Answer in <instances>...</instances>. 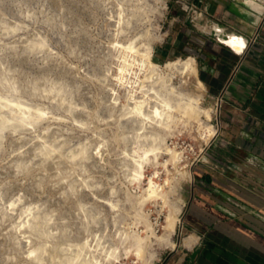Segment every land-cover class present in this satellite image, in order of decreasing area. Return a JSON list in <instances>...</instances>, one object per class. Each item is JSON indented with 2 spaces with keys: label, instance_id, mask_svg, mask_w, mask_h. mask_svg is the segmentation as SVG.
<instances>
[{
  "label": "rangeland",
  "instance_id": "obj_1",
  "mask_svg": "<svg viewBox=\"0 0 264 264\" xmlns=\"http://www.w3.org/2000/svg\"><path fill=\"white\" fill-rule=\"evenodd\" d=\"M185 4L0 0V264H69L82 255L96 264H135L134 255L108 257L114 246L124 251L135 242L127 228L137 196L127 176H136L140 125L129 108L180 113L199 100L195 81L167 68L193 58L198 69L170 18L192 15ZM182 22L183 15L175 24ZM149 54L159 72L148 69ZM200 102L204 110L215 107L208 94ZM223 140L187 155L193 182L177 183L171 195L181 220L200 179L229 172ZM179 142L196 148L189 136ZM221 163L224 172L216 168ZM154 171L149 165L147 175ZM149 210L163 234L167 212ZM182 232L173 235L180 250L194 233ZM171 249L156 245L147 254L150 264H165Z\"/></svg>",
  "mask_w": 264,
  "mask_h": 264
},
{
  "label": "crops",
  "instance_id": "obj_2",
  "mask_svg": "<svg viewBox=\"0 0 264 264\" xmlns=\"http://www.w3.org/2000/svg\"><path fill=\"white\" fill-rule=\"evenodd\" d=\"M176 1L191 5L192 15L170 18L183 51L195 52L208 98L219 104L231 165L228 173L200 179L177 227L198 240L171 249L165 264H264V13L245 0ZM181 15L184 22L175 24ZM229 36L247 41L243 53L220 42Z\"/></svg>",
  "mask_w": 264,
  "mask_h": 264
},
{
  "label": "bare ground",
  "instance_id": "obj_3",
  "mask_svg": "<svg viewBox=\"0 0 264 264\" xmlns=\"http://www.w3.org/2000/svg\"><path fill=\"white\" fill-rule=\"evenodd\" d=\"M245 2L254 9L264 12V6L259 4L257 0H245ZM204 30L208 29L204 28ZM215 30L221 32L218 27H215ZM233 37L236 36H229L228 40L224 41L228 44V41ZM243 41L247 46V41L245 39ZM245 49L246 47L239 53H243ZM148 63V69L151 72H159V64L155 62L153 54L148 55ZM167 68L168 70L174 69L173 73L175 75L176 73H185L187 79L194 80L195 91L199 100L188 103V107L182 108L180 113H177L178 108L177 111L176 109L174 111L156 107L154 111L145 112L130 105L128 115L130 118L137 119L140 125L136 131L137 145L134 148L135 155L133 159L136 165V176H127V180L133 188V194L137 196H135L137 204L134 208L138 209V212L133 215L134 221L127 228L135 242L125 246L124 251L119 250V246H114L113 250L108 252L109 258L118 259V257H122L130 259V255H134L135 264H150L147 254L149 250L155 249L156 245L169 243L172 249L177 247L173 235L177 231L178 224L181 223V217L179 210L172 204L171 195L177 183L184 185L193 181L192 159L187 155L191 153L194 156L198 152L203 153L204 146L210 143L217 132V128L212 121L219 110V104L214 108L202 109L200 100L207 95V89L199 78L196 61L193 58L180 60ZM174 78L175 76L172 79ZM202 116L205 119L204 121ZM152 129L157 130L160 135H153L150 132ZM164 131H167L166 134L161 133ZM185 135L196 142V148L188 147L185 144L181 145L179 141ZM123 153L127 154L128 150L124 149ZM149 165L154 166L155 171L147 175ZM150 207L155 208L159 215L167 212L163 234H159L160 232L157 229L161 226L159 220L151 218L153 211L149 210ZM113 210L116 211L115 208ZM121 233L126 234L127 231L121 230ZM197 240L198 236L192 233L183 239L182 245L188 248L193 247ZM33 255L34 252L29 257H33ZM93 263L89 257L82 255L81 259L71 260L69 264Z\"/></svg>",
  "mask_w": 264,
  "mask_h": 264
},
{
  "label": "snow or ice",
  "instance_id": "obj_4",
  "mask_svg": "<svg viewBox=\"0 0 264 264\" xmlns=\"http://www.w3.org/2000/svg\"><path fill=\"white\" fill-rule=\"evenodd\" d=\"M228 46L235 52L239 53L246 47L242 38L233 37L228 41Z\"/></svg>",
  "mask_w": 264,
  "mask_h": 264
},
{
  "label": "built area",
  "instance_id": "obj_5",
  "mask_svg": "<svg viewBox=\"0 0 264 264\" xmlns=\"http://www.w3.org/2000/svg\"><path fill=\"white\" fill-rule=\"evenodd\" d=\"M186 5V7H188L189 8V3H187V4H185ZM218 116V115H217ZM218 119V118H217ZM217 119H216V124H215V127L217 128V132H216V135L214 136V138L210 141V143H213V142H215L219 137H220V131H219V126H218V122L219 121H217ZM219 120V119H218ZM213 121H214V119H213ZM212 121V122H213ZM223 142L225 143V145H228L229 143L228 142H226L225 140H223ZM202 155V154H201ZM199 159H200V156L198 157V159L196 160V161H199ZM225 164L224 163H221L220 164V167H219V165L217 164V166H216V168L217 169H219L220 171H222V172H224L225 171Z\"/></svg>",
  "mask_w": 264,
  "mask_h": 264
},
{
  "label": "water",
  "instance_id": "obj_6",
  "mask_svg": "<svg viewBox=\"0 0 264 264\" xmlns=\"http://www.w3.org/2000/svg\"><path fill=\"white\" fill-rule=\"evenodd\" d=\"M253 8V7H252ZM256 10V9H255ZM259 14H263L264 12H260V11H258V10H256ZM228 37V36H227ZM220 40V42L224 45V46H227L226 44H225V41H223L222 39H219ZM228 48H230L229 46H227ZM236 53V52H235ZM237 54V53H236Z\"/></svg>",
  "mask_w": 264,
  "mask_h": 264
}]
</instances>
